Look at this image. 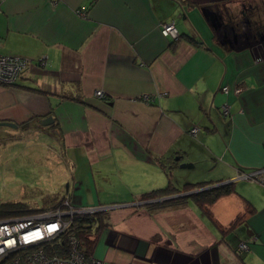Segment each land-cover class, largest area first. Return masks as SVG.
<instances>
[{"label": "crops", "instance_id": "1", "mask_svg": "<svg viewBox=\"0 0 264 264\" xmlns=\"http://www.w3.org/2000/svg\"><path fill=\"white\" fill-rule=\"evenodd\" d=\"M172 19L177 40L160 31ZM0 53L27 65L19 81L0 85V121L17 125L0 126V154L25 139L48 144L66 184L60 197L118 206L92 257L264 264L262 182L237 181L206 208L148 211L138 201L169 180L181 187L198 163L218 162L223 182L264 169V0H2ZM46 117L53 122L40 125Z\"/></svg>", "mask_w": 264, "mask_h": 264}, {"label": "built area", "instance_id": "2", "mask_svg": "<svg viewBox=\"0 0 264 264\" xmlns=\"http://www.w3.org/2000/svg\"><path fill=\"white\" fill-rule=\"evenodd\" d=\"M160 31L163 36L173 39L178 36L173 21L162 23ZM25 66V59L0 53V85L12 86L19 81ZM221 90L228 93V87ZM239 92L240 88H236L235 93ZM95 96L102 97L101 91H96ZM221 112L227 115L228 107L222 106ZM262 171L264 169L240 173L239 178L264 184V177L260 175ZM73 207L63 199V205L50 210L0 220V264H101L94 257L89 261L83 258L78 247L79 239L74 234L66 238L69 247L67 258L49 255L41 246L62 236L76 217L93 215L100 210L98 207ZM239 248L247 249V244L240 243Z\"/></svg>", "mask_w": 264, "mask_h": 264}, {"label": "rangeland", "instance_id": "3", "mask_svg": "<svg viewBox=\"0 0 264 264\" xmlns=\"http://www.w3.org/2000/svg\"><path fill=\"white\" fill-rule=\"evenodd\" d=\"M256 2L253 3L255 6H252V9L258 7ZM170 21L174 22L173 19ZM233 92L235 93V90ZM221 114L224 118L229 116H225L222 112ZM25 142L26 139L20 142L18 146V149L21 150L20 152L17 149L15 152L8 151L4 154L1 153L2 155L0 154V204L13 202L23 205L28 210H47L51 205V198L56 195L60 196L62 189L66 187V184L62 182L63 174L56 167L59 156L50 149L48 144L38 148L33 146L31 142L28 143L30 146L28 147ZM23 143L25 145H22ZM214 163L218 162H208L205 165L198 163L199 165L194 169L184 170L186 173H190V181L183 182L181 187L175 186L183 188L186 183L202 185L206 184V182L223 181V175L219 172L218 167L214 166ZM206 176L209 177L207 178ZM181 179L185 180L184 175ZM92 206L98 207L97 205Z\"/></svg>", "mask_w": 264, "mask_h": 264}, {"label": "trees", "instance_id": "4", "mask_svg": "<svg viewBox=\"0 0 264 264\" xmlns=\"http://www.w3.org/2000/svg\"><path fill=\"white\" fill-rule=\"evenodd\" d=\"M178 37V36H177ZM190 41L195 44L199 42L196 39L188 37ZM177 40V38H176ZM10 86V85H7ZM31 120L21 124V128L26 129L29 125ZM239 173H245L244 170H239ZM252 171V170H251ZM250 172V171H248ZM166 177L169 180L168 173L166 172ZM246 181V180H240ZM249 181V180H247ZM225 182V181H224ZM223 181H218L216 183H206V184H188L186 183L183 188L176 187L173 182H167V185L163 188L155 189L150 192L143 193L139 198L138 201L141 202V205L146 207L148 211H157L160 209L166 208H176L186 203L192 202L196 204L200 208H206L207 206L212 205L217 199L222 196L230 195L235 193V182L224 183ZM249 182H256V181H249ZM224 183V184H222ZM214 184H221L211 189L201 190L209 185ZM199 190L197 193L191 194L189 196H183L178 198L172 199H164L169 196L179 194V193H186L193 190ZM63 199H67L69 204L72 206H77L73 202H70V198L66 195L60 197L58 195L51 198V205L47 210L51 208H55L57 206L63 205ZM45 209L42 210H28L23 205L19 203L13 202H5L0 204V220L12 218V217H19L23 215H28L32 213H37L41 211H47ZM109 218L108 211H102L96 213L94 215H85L81 217H76L73 222L69 225L66 232L58 237L52 239V241L48 243H43L41 246L45 249L47 254L49 255H58L60 257L67 258L68 255V241L66 240L67 236L70 234H74L79 239V251L82 254L83 258L86 261H89L92 257V249L94 248V244L96 241V233L97 230L106 225V222ZM241 219H236L235 222H240ZM29 251V249H28Z\"/></svg>", "mask_w": 264, "mask_h": 264}, {"label": "bare ground", "instance_id": "5", "mask_svg": "<svg viewBox=\"0 0 264 264\" xmlns=\"http://www.w3.org/2000/svg\"><path fill=\"white\" fill-rule=\"evenodd\" d=\"M28 62V61H27ZM27 66V65H26ZM11 85H13V84H11ZM97 97V96H96ZM99 98V97H98ZM101 98V97H100ZM144 99H146V98H144ZM228 115V114H227ZM227 115H225V116H227ZM199 131V129H198V127H194V128H192L191 130H190V133L192 134V135H195L197 132ZM246 173V172H245ZM239 175H240V173H239ZM239 175H237V177L234 179V182L235 181H240L241 179L239 178ZM260 175H262V177H264V171H262L261 172V174ZM222 184H224V183H222ZM214 185H216V184H214ZM214 185H209V186H207V187H205L204 188V190H206V189H211V188H213V187H216V186H218V185H221V184H217L216 186H214ZM202 190V189H201ZM199 190H193V191H190V192H186V193H179V194H175L176 196H175V198H178V197H183V196H189V195H191V194H194V193H197ZM187 194H189V195H187ZM173 196V195H172ZM84 207H94V206H84ZM114 207H118V206H111V207H100V206H98V208H100V210L97 212V213H99V212H102V211H108V210H112V208H114ZM73 208H77V207H73ZM81 208V207H80ZM96 214V213H95ZM94 215V214H93ZM85 216V215H84ZM247 249H248V246H247ZM247 249H240L241 251H244V250H247Z\"/></svg>", "mask_w": 264, "mask_h": 264}, {"label": "water", "instance_id": "6", "mask_svg": "<svg viewBox=\"0 0 264 264\" xmlns=\"http://www.w3.org/2000/svg\"><path fill=\"white\" fill-rule=\"evenodd\" d=\"M52 122H53V120L51 119V117H46L45 119L40 120L39 124L42 125V126H48ZM0 126H6V127H10V128H17V125L15 123L1 122V121H0ZM178 160H179V157H175L174 158V161L177 162ZM179 167L180 168H190V167H192V165L183 163V164H180ZM229 182H234V179L231 180V181H225L224 183H229ZM216 185H214V186H216ZM202 190H204V189H202ZM187 195H189V194H187ZM175 196L176 195L169 196V197L164 198V199H172V198H175Z\"/></svg>", "mask_w": 264, "mask_h": 264}, {"label": "flooded vegetation", "instance_id": "7", "mask_svg": "<svg viewBox=\"0 0 264 264\" xmlns=\"http://www.w3.org/2000/svg\"><path fill=\"white\" fill-rule=\"evenodd\" d=\"M221 31H220V33H219V36H221L222 37V39H226L227 38V34H226V32L228 31V29H227V25L222 21V24H221ZM236 36V38H237V35H235Z\"/></svg>", "mask_w": 264, "mask_h": 264}]
</instances>
